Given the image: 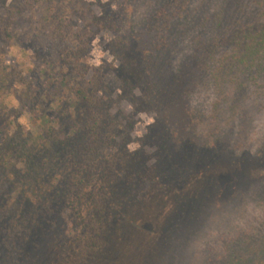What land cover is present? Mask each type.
Here are the masks:
<instances>
[{"label": "trees", "instance_id": "16d2710c", "mask_svg": "<svg viewBox=\"0 0 264 264\" xmlns=\"http://www.w3.org/2000/svg\"><path fill=\"white\" fill-rule=\"evenodd\" d=\"M22 1L35 6L52 0ZM63 1L65 6L55 7L63 24L56 33L73 44L61 53L53 75L57 90L71 92L67 130L60 123L62 94L53 91L49 76L32 73L19 58L9 63L0 46V211L8 224L24 228L23 251L34 258L31 264H45L52 256L61 264H86L110 254L142 204L175 193L168 188L178 187L177 175L179 182L189 181L188 188L204 186V196L196 193L191 202L209 199L211 189L223 185L228 161L207 157L197 132L188 128L190 96L207 78L219 111L232 88L245 91L250 81L264 90V81L257 80L264 76V0H257L255 18L211 36L207 49H195L177 72L160 64L144 37L122 38L114 12L99 16L81 0ZM189 1L156 0L163 3L153 18L159 36L183 16ZM21 7L16 0L0 19V44L12 47L14 15ZM91 23L101 29L93 30ZM104 32L118 44L108 49L121 60L125 76L123 92L115 97L102 89L89 61L93 38ZM142 111L154 113L156 122L132 150ZM212 177L216 183L210 186L205 181ZM200 179L203 183L196 182ZM230 264L256 263L234 256Z\"/></svg>", "mask_w": 264, "mask_h": 264}, {"label": "rangeland", "instance_id": "374dc122", "mask_svg": "<svg viewBox=\"0 0 264 264\" xmlns=\"http://www.w3.org/2000/svg\"><path fill=\"white\" fill-rule=\"evenodd\" d=\"M15 1L0 0V19ZM17 1L22 2V7L14 15L12 47L3 43L0 46L6 51L9 63L19 58L32 73L49 76L53 91L62 94L60 123L67 130L72 121L67 105L71 92L57 90L53 75L61 53L73 44L71 40L64 43L56 33L58 25L63 24L58 21L55 7L65 6L64 1H44L35 6ZM81 3L86 9L89 5L99 16L114 12L121 24L122 38L144 37L162 58L160 64L174 72L193 56L195 49L198 52L207 49L211 36L223 34L236 22L248 23L260 11L257 0H190L183 16L159 36L153 18L162 2L81 0ZM223 6H228L224 12ZM79 24L86 27L85 22L79 20ZM92 29L101 27L92 26ZM111 37L109 32H104L93 38L89 61L102 89L115 97L123 92L125 76L121 60L108 49V46H118ZM91 75L92 72L90 78ZM203 79L189 98L192 120L188 128L197 132L207 157L227 158L226 170L221 172L227 173V179L222 186L215 185L213 177L205 181L215 185V189H211L209 199L195 204L191 196L196 193L204 196L201 191L204 186L197 191L194 187L188 188L185 184L189 181L182 179L183 184L177 175L178 187L168 188L174 194L167 199L153 196L142 204L138 218L114 244L111 253L86 264H230L234 256L251 259L256 264L264 262V90L260 92L256 83L248 81L250 86L245 91L228 90L222 100L223 108L216 111V90L207 78ZM257 80L263 82L264 76ZM136 93L141 91L137 89ZM56 100H60L58 96ZM125 106L130 110L128 103ZM154 115L145 111L138 114L132 150L155 125ZM218 166L214 168L217 171ZM196 182L203 183L201 179ZM177 212L174 220L169 221ZM7 220L0 211V264H31L34 258L23 251L24 228L12 226ZM44 263L61 264L54 256Z\"/></svg>", "mask_w": 264, "mask_h": 264}, {"label": "clouds", "instance_id": "9594fccd", "mask_svg": "<svg viewBox=\"0 0 264 264\" xmlns=\"http://www.w3.org/2000/svg\"><path fill=\"white\" fill-rule=\"evenodd\" d=\"M23 122V121H22Z\"/></svg>", "mask_w": 264, "mask_h": 264}]
</instances>
